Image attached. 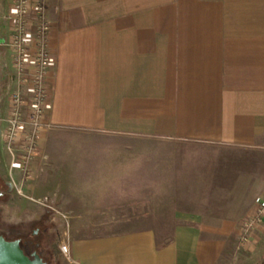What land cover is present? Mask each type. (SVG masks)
<instances>
[{
  "label": "crops",
  "instance_id": "obj_1",
  "mask_svg": "<svg viewBox=\"0 0 264 264\" xmlns=\"http://www.w3.org/2000/svg\"><path fill=\"white\" fill-rule=\"evenodd\" d=\"M44 4L51 127L24 190L47 205L17 194L2 139L0 203L46 209L72 264H264V217L239 242L264 203V0ZM14 87L0 46L2 115ZM132 218L174 223L104 230Z\"/></svg>",
  "mask_w": 264,
  "mask_h": 264
},
{
  "label": "built area",
  "instance_id": "obj_2",
  "mask_svg": "<svg viewBox=\"0 0 264 264\" xmlns=\"http://www.w3.org/2000/svg\"><path fill=\"white\" fill-rule=\"evenodd\" d=\"M9 22L10 32L0 38V46L11 51L15 87L9 94L7 115L0 112V139L10 158V175L17 194L47 205L24 190L33 179L32 164L40 156L41 142L51 127L47 120L51 91L46 78L55 60L49 44L52 26L44 0H12ZM263 217L264 203L254 217L243 220L240 245L250 241L251 230ZM60 249L72 261L68 246L61 244Z\"/></svg>",
  "mask_w": 264,
  "mask_h": 264
},
{
  "label": "rangeland",
  "instance_id": "obj_3",
  "mask_svg": "<svg viewBox=\"0 0 264 264\" xmlns=\"http://www.w3.org/2000/svg\"><path fill=\"white\" fill-rule=\"evenodd\" d=\"M5 102L6 95L1 103L3 114L6 113ZM1 151L2 149H0V153ZM2 175L1 181H6L5 179L8 177L7 171ZM3 187L5 186L3 185ZM16 198L18 199V197ZM9 201L10 202L5 204L0 203V230L10 237H14L21 233L18 236L20 240H29L35 244H40L41 253L47 260H49L50 264H72L60 249V245L64 244L62 241L64 236L62 234L63 232L60 221L54 220V222H51V219L46 217V209H43L41 206H35L31 203H21L20 200ZM104 221L109 224V226H106L104 229L107 231L139 229L154 223H156L157 230L170 231L172 230L174 223V220L172 219L159 220L145 218L114 219ZM158 237L164 241L169 239L171 236L169 234H160ZM50 246H54L55 252L57 253L56 257L52 256Z\"/></svg>",
  "mask_w": 264,
  "mask_h": 264
},
{
  "label": "water",
  "instance_id": "obj_4",
  "mask_svg": "<svg viewBox=\"0 0 264 264\" xmlns=\"http://www.w3.org/2000/svg\"><path fill=\"white\" fill-rule=\"evenodd\" d=\"M0 264H46L43 257L37 253H33L30 258L24 253L19 240H6L0 234Z\"/></svg>",
  "mask_w": 264,
  "mask_h": 264
},
{
  "label": "flooded vegetation",
  "instance_id": "obj_5",
  "mask_svg": "<svg viewBox=\"0 0 264 264\" xmlns=\"http://www.w3.org/2000/svg\"><path fill=\"white\" fill-rule=\"evenodd\" d=\"M0 234L3 235L4 238H5L6 240H9V241H10V240H11V241H12V240H19L20 246H21V248L24 250V253H25L26 255H28L30 258H33V253H34V252H37V253H39V254L43 257V259H44V261H45L46 264H50V263H49V260H47L46 257L43 256V254L41 253V250H40V244H35V243H33V242L29 241V240H23V239L20 240V238H18V236H19L21 233L17 234V235L14 236V237H10V236H7L5 233H3V232L0 230ZM45 237H46V235H45ZM22 240H23V241H22ZM50 251H51V253H52V256H54V257L57 256V253L55 252L54 246H50Z\"/></svg>",
  "mask_w": 264,
  "mask_h": 264
}]
</instances>
